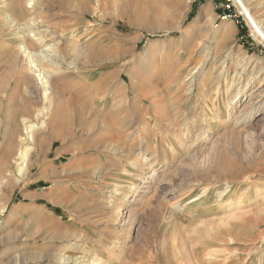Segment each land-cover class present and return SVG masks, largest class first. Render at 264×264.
I'll list each match as a JSON object with an SVG mask.
<instances>
[{"label":"rangeland","instance_id":"rangeland-1","mask_svg":"<svg viewBox=\"0 0 264 264\" xmlns=\"http://www.w3.org/2000/svg\"><path fill=\"white\" fill-rule=\"evenodd\" d=\"M8 4L0 264H264V0ZM76 95L114 123L65 138Z\"/></svg>","mask_w":264,"mask_h":264},{"label":"bare ground","instance_id":"bare-ground-1","mask_svg":"<svg viewBox=\"0 0 264 264\" xmlns=\"http://www.w3.org/2000/svg\"><path fill=\"white\" fill-rule=\"evenodd\" d=\"M8 2V1H7ZM20 4H22V0H9V4L10 6H12V14H13V21L11 20V22H19L20 20H22L23 18V14L21 13V9H18L16 7H19ZM14 9V10H13ZM176 11V10H175ZM7 20V19H6ZM7 22V21H6ZM10 23V22H9ZM259 24V23H258ZM257 23H255L256 25V30L259 31V26ZM4 23L3 21V24ZM25 39V38H24ZM30 40V39H29ZM29 40H25L24 45H26L27 50L29 49H33L35 48V44L36 43H32V41ZM11 42V41H10ZM36 42V41H35ZM38 43V42H37ZM23 45V43H22ZM37 45V44H36ZM25 47V46H24ZM3 49V48H1ZM22 49L23 46H22ZM24 52V51H22ZM12 53V52H11ZM9 52V50H4L0 53V58H7V60L5 61L3 59V61H5L6 63L3 65H12L14 66L16 69L22 70V64L20 65V61H18V59L16 58V55H13ZM14 53V52H13ZM2 55V56H1ZM10 56V57H9ZM208 59V58H207ZM4 63V62H3ZM212 63V62H211ZM210 63V64H211ZM207 66V65H206ZM211 67V65H210ZM213 68V67H212ZM209 70H211L210 68H208ZM29 70L31 72L34 73L35 77H37L41 82L43 79L45 78V73L42 70V65L41 62L35 61V60H30L29 61ZM204 70L205 67L203 68H199L197 69V75H204ZM212 72V71H211ZM27 73V72H26ZM29 75V74H28ZM220 75V74H219ZM208 76V75H207ZM26 78V77H25ZM21 80V78H20ZM186 81V79H185ZM44 84H46V82H43ZM34 87V86H33ZM34 90V89H33ZM38 91V90H36ZM74 98H69V100H67L68 102L67 104V114L65 115V109H59L57 108L56 110H54V114H63L64 116L62 117V123L61 125L63 127H65V132L67 134H65V138H68L67 136L71 133V130L73 127H77V128H87L90 125H94V123L97 122V120L100 121L101 126H105L107 123L113 124L114 121L116 120L115 116L112 114L110 115V117H102V119H100V117L98 116V107L99 105L97 103H93L90 102L88 100L83 99L82 97L76 95L73 96ZM39 102V101H38ZM24 109V108H23ZM32 110L29 108L25 111V116L26 117H30L31 116ZM19 114V113H18ZM21 114V113H20ZM58 116V115H56ZM92 117L95 118V120L92 122ZM99 125V124H98ZM93 127V126H92ZM117 127V126H116ZM120 127V126H119ZM101 128V127H100ZM28 129V128H27ZM69 133V134H68ZM67 140V139H65ZM108 140L105 139H101L100 141L97 142V144H99V146H104L106 145ZM136 165V164H135ZM137 166V165H136ZM153 175V174H152ZM145 189H149V187H145ZM145 193V192H144ZM206 193V192H205ZM143 194V193H142ZM139 203V202H138ZM59 263L58 264H107L106 262L102 261L101 259H99L98 257H96L95 254H85V256L82 259H79L78 261L76 260H72L69 258H63V259H59Z\"/></svg>","mask_w":264,"mask_h":264},{"label":"trees","instance_id":"trees-1","mask_svg":"<svg viewBox=\"0 0 264 264\" xmlns=\"http://www.w3.org/2000/svg\"><path fill=\"white\" fill-rule=\"evenodd\" d=\"M224 1V0H223ZM219 2V1H218ZM241 33H243V32H241ZM244 34V33H243Z\"/></svg>","mask_w":264,"mask_h":264}]
</instances>
